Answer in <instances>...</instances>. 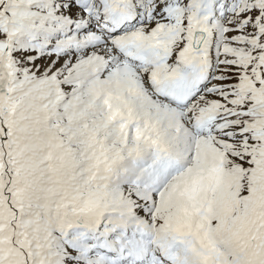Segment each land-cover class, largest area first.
Here are the masks:
<instances>
[{"label": "snow or ice", "instance_id": "6c2138e0", "mask_svg": "<svg viewBox=\"0 0 264 264\" xmlns=\"http://www.w3.org/2000/svg\"><path fill=\"white\" fill-rule=\"evenodd\" d=\"M0 264H264V0H0Z\"/></svg>", "mask_w": 264, "mask_h": 264}]
</instances>
